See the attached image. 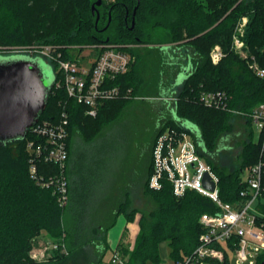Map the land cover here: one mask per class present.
I'll use <instances>...</instances> for the list:
<instances>
[{"label":"trees","instance_id":"trees-1","mask_svg":"<svg viewBox=\"0 0 264 264\" xmlns=\"http://www.w3.org/2000/svg\"><path fill=\"white\" fill-rule=\"evenodd\" d=\"M95 1L59 0L51 21L54 32L60 35H47L44 42L60 45L66 58L71 56L65 44L121 45L133 60L128 72L111 85H120L123 94L104 101L92 117L85 114L83 104L54 84L40 119L57 117L64 106L69 112V201L65 206L29 175L26 142L32 137L30 132L24 140L0 146V264H102L110 247L109 230L121 213L127 222L139 215L133 246L119 248L127 256V264L161 263L162 243L168 244L174 261L185 259L199 244L201 215L216 213L218 207L194 190L177 197L168 182L158 190L148 185L156 137L168 126L186 128L180 120H190L199 127L200 152L217 172L219 194L225 201L240 199L241 173L259 159L260 144L254 139L249 117L207 107L199 101V94L203 89L225 90L231 96L230 107L242 111L264 101V77L253 74L246 59L231 49L236 23L248 15L245 39L264 67V0H116L108 10L103 9V1L98 21L91 9ZM33 10L21 0H0V40L22 42L23 28L28 24L45 28L44 19L33 20ZM63 12L70 19L65 20ZM41 16H50L49 9ZM217 43L226 55L214 64L209 54ZM189 63L193 70L180 88L176 78ZM52 67L55 70V65ZM155 90L161 96L176 98L173 104L165 100L154 104L148 161H137L131 168L126 165L130 149L141 146L137 133L129 127L114 137L112 130L135 97L146 100ZM239 121L244 126L243 147L226 163L221 142ZM115 159L123 161L125 171L112 164ZM91 160L100 162L95 173H102L92 183L85 177ZM122 172H127V179H118L116 175ZM141 194L152 200L147 210L138 206ZM42 230L55 237L64 235L67 252L37 263L29 253L30 238ZM205 262L231 264V258L226 255L223 262ZM256 264H264V253Z\"/></svg>","mask_w":264,"mask_h":264},{"label":"built area","instance_id":"built-area-1","mask_svg":"<svg viewBox=\"0 0 264 264\" xmlns=\"http://www.w3.org/2000/svg\"><path fill=\"white\" fill-rule=\"evenodd\" d=\"M248 21V16L244 15L236 23L231 49L246 59L253 74L264 77V67L250 52L245 39ZM93 47L96 52L84 59L79 54L66 58L58 46L52 44L32 47L29 54L43 56L55 65V88L64 89L69 98L85 106L86 115L95 117L104 101L123 94L121 86L111 85V82L128 72L133 56L114 43L94 44ZM209 55L217 64L226 52L217 43ZM230 99L225 90L203 89L199 94V101L207 107L231 110L249 117L254 139L260 144L258 161L245 167L241 173L242 188L237 201H225L220 197L219 176L201 154L196 135L190 130L168 126L154 142L149 187L162 189L168 182L177 197L194 190L209 197L218 207L216 213L201 215L203 231L199 244L176 264H201L205 260L223 262L226 255L235 257L237 264H256L264 253V101L250 111H242L231 108ZM68 126L69 112L64 106L57 117L39 118L29 128L32 137L26 142L30 177L41 188L51 190L60 206L69 201ZM206 175L215 183L213 190L204 185ZM108 264H127V256L114 249Z\"/></svg>","mask_w":264,"mask_h":264},{"label":"rangeland","instance_id":"rangeland-1","mask_svg":"<svg viewBox=\"0 0 264 264\" xmlns=\"http://www.w3.org/2000/svg\"><path fill=\"white\" fill-rule=\"evenodd\" d=\"M21 1L28 3V5L35 10L32 16L33 20L36 18L45 20V25H44L45 28L38 27L36 26V24H32V25L28 24L29 26L26 27L24 26L23 28L24 39L22 42L17 43L14 41L0 40L1 53H11V52L29 53L32 47L49 44L44 42L45 41L44 37H47V35L49 37H53L54 34H58L54 32L53 30L54 24H52L51 20L54 13L57 12V9L59 7V0H21ZM103 1H104V5H103L104 10H108L109 7L112 5V3L116 2V0H103ZM47 9H49L50 16H46V17L41 16ZM63 16L65 17V20L70 19L68 15L64 12H63ZM216 24H218V22H216L215 25ZM184 34L186 35V33ZM183 40H191V39L183 38ZM176 43L177 42H173V44ZM93 44L86 45L80 43H72V44H65L64 47L69 45L68 46L70 47L69 54L71 55V57H74L75 55L79 54L80 58L84 59L85 57L88 56L92 57V55L96 52V49H94ZM157 44L158 43H153V45H157ZM56 46L58 45L56 44ZM59 46H58V50H59ZM192 70L193 69H191V71ZM181 85L182 84H180L179 86L180 88ZM173 97H174L173 95L161 96L160 93H158L156 90L153 93H151V95L146 100H141L140 99L142 98L141 96L135 97L134 100L129 105L128 109L125 111L123 117L121 118V121L115 125V127L112 130V135H115L114 137L120 136L122 133H124V131L127 128L130 127L133 131H136L137 139L138 141H140L141 144V146H137L136 148L131 147L130 155L126 162L127 166L133 168L134 163H136L137 161L138 163L139 162L146 163V161H148V157H149L148 144L151 142V138H152V133H151L152 132L151 130L153 128L152 120L155 115L154 104L161 100H165V103L173 104V101H175L176 98L175 97L173 100ZM180 122L182 123L181 120ZM243 128L244 126L241 124V122L240 121L237 122L233 133L226 135V137L221 142L222 147L225 146L226 149L225 152L222 153L223 156H225L224 161L226 163L230 162L231 159H234L243 147L242 146V141L244 139V137L242 136ZM122 163H123L122 160L119 161L117 159L113 160L112 162V164L115 166L117 164L120 165L121 167L120 169H123L124 167ZM88 167L89 168L87 169V175L85 176L86 179L89 180V182L91 181L97 182L98 181L97 179L102 176L101 175L102 173H95L97 172L96 168L99 169L101 167L100 162H98L97 160H91V162L88 164ZM124 171H125V167H124ZM123 174L124 172L119 173V176L118 175L116 176L118 177V179H120V176L121 177L125 176L124 179H127V172H125V175ZM134 174L135 173L132 172L130 176L133 177ZM137 203L138 206L142 207L145 210L149 209L152 206V200L142 194L140 200ZM138 218L139 215L136 216L135 219L136 222H138ZM125 219L126 218L124 214L121 213L118 216L116 224L109 230L108 241L110 243V247L107 253L105 254L104 261L102 264H108V261L110 260L113 254L114 247L119 250V248L120 247L122 248V246L123 247L127 246L130 248L133 246L134 239L132 238L131 230L129 228H125L123 230L124 226L122 225H124ZM120 231L122 232V236L119 238V243L113 247L112 246L113 238L115 237L117 238V235L120 234L119 233ZM64 237H65L64 235H62L61 237H55L52 234H50V232H48L47 230H42L40 233L33 235L30 238L32 248L29 252L32 259L37 263H41V262L50 261L56 258L59 254L66 253L67 246L65 244ZM161 246H163V249L165 248L167 250L169 249L167 243H162ZM231 264H237L235 257H231Z\"/></svg>","mask_w":264,"mask_h":264},{"label":"water","instance_id":"water-1","mask_svg":"<svg viewBox=\"0 0 264 264\" xmlns=\"http://www.w3.org/2000/svg\"><path fill=\"white\" fill-rule=\"evenodd\" d=\"M103 0L92 3V13L97 14ZM192 64L183 66L176 84H182L191 75ZM56 81L52 65L43 56L24 52H0V146L24 140L29 128L45 111ZM176 114V108H173ZM183 126L200 136L199 127L192 121L181 120ZM206 188L213 190L215 183L208 175Z\"/></svg>","mask_w":264,"mask_h":264},{"label":"crops","instance_id":"crops-1","mask_svg":"<svg viewBox=\"0 0 264 264\" xmlns=\"http://www.w3.org/2000/svg\"><path fill=\"white\" fill-rule=\"evenodd\" d=\"M122 226H124L123 230L125 228H129L131 230V232H132V238L135 240V237H136V235H137V233L139 231L138 222H136V221H134V222H127V220L125 219L124 225H122ZM119 233L120 234L117 235V238L116 237L113 238V242H112V246L113 247L116 246L119 243V238L122 236V232L120 231ZM114 249H116V248L114 247ZM160 250H161L162 261L159 264H176L177 263L176 261H174L170 257V255H169V252H170L169 249L168 250L166 248L163 249V246H161ZM201 264H212V263H210V262H202Z\"/></svg>","mask_w":264,"mask_h":264},{"label":"flooded vegetation","instance_id":"flooded-vegetation-1","mask_svg":"<svg viewBox=\"0 0 264 264\" xmlns=\"http://www.w3.org/2000/svg\"><path fill=\"white\" fill-rule=\"evenodd\" d=\"M48 62V61H47Z\"/></svg>","mask_w":264,"mask_h":264}]
</instances>
